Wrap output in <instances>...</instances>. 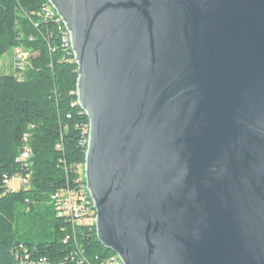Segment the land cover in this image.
Here are the masks:
<instances>
[{
	"label": "water",
	"instance_id": "obj_1",
	"mask_svg": "<svg viewBox=\"0 0 264 264\" xmlns=\"http://www.w3.org/2000/svg\"><path fill=\"white\" fill-rule=\"evenodd\" d=\"M123 264H264V0H48Z\"/></svg>",
	"mask_w": 264,
	"mask_h": 264
},
{
	"label": "trees",
	"instance_id": "obj_2",
	"mask_svg": "<svg viewBox=\"0 0 264 264\" xmlns=\"http://www.w3.org/2000/svg\"><path fill=\"white\" fill-rule=\"evenodd\" d=\"M46 5L0 0V57L26 54L22 78L0 77V264H19L25 253L48 264H107L115 254L96 228L72 226L52 202L55 193L79 187L89 120L76 105L78 66L57 17L45 18ZM26 135L28 167L17 161ZM17 177L27 184L13 190L5 181Z\"/></svg>",
	"mask_w": 264,
	"mask_h": 264
},
{
	"label": "built area",
	"instance_id": "obj_3",
	"mask_svg": "<svg viewBox=\"0 0 264 264\" xmlns=\"http://www.w3.org/2000/svg\"><path fill=\"white\" fill-rule=\"evenodd\" d=\"M43 11L45 18H53L54 16L57 17L54 8L49 2L48 5L43 8ZM57 21L59 24L62 25L63 28L62 41L64 43V46L66 48H69L71 50V54L73 55L71 35L58 17ZM15 54L17 63L16 75L19 78H22L26 63L24 61L23 54L20 49H16ZM76 105H78V100L76 102ZM71 107L75 108V103L72 104ZM85 134H87V136L89 134V125L85 131ZM28 138V135L24 137L25 146L17 160L19 163L23 164L24 167L29 166V160L32 156L31 149L28 146ZM80 175L81 179L80 182H78V188H76L75 190H62L55 193L52 196V202L59 218L66 219L68 222L71 223L72 226L75 227L83 226L92 228L96 226L97 212L85 184L84 168L80 170ZM15 180L19 182V186L27 184V179H23L21 177L13 178L12 180L7 179L5 183L9 188H11V184ZM19 264H48V262L46 259L34 260L29 254L25 253L24 256H20ZM107 264H123V262L121 261L119 256L114 255Z\"/></svg>",
	"mask_w": 264,
	"mask_h": 264
},
{
	"label": "rangeland",
	"instance_id": "obj_4",
	"mask_svg": "<svg viewBox=\"0 0 264 264\" xmlns=\"http://www.w3.org/2000/svg\"><path fill=\"white\" fill-rule=\"evenodd\" d=\"M23 58L25 60L26 54L23 52ZM16 54L15 52H10L7 55L0 57V77L7 74H14L16 72ZM11 189L18 190L19 182L15 180L11 184Z\"/></svg>",
	"mask_w": 264,
	"mask_h": 264
}]
</instances>
